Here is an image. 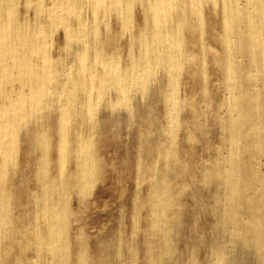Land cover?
Wrapping results in <instances>:
<instances>
[{
  "label": "rangeland",
  "instance_id": "1",
  "mask_svg": "<svg viewBox=\"0 0 264 264\" xmlns=\"http://www.w3.org/2000/svg\"><path fill=\"white\" fill-rule=\"evenodd\" d=\"M13 1L26 44L0 56V106L28 114L0 154V264H264V0L169 11L180 57L151 49L149 0ZM59 3L85 28L52 24Z\"/></svg>",
  "mask_w": 264,
  "mask_h": 264
},
{
  "label": "bare ground",
  "instance_id": "2",
  "mask_svg": "<svg viewBox=\"0 0 264 264\" xmlns=\"http://www.w3.org/2000/svg\"><path fill=\"white\" fill-rule=\"evenodd\" d=\"M10 2H9V4H7V6L4 8V9H2V7H1V5H0V56L1 55H5L6 53H8V55H10L9 54V52L11 53V54H13V53H15V51L19 48V46L20 45H23V43L24 44H26V38H24V36H23V38L22 39H20V40H18L17 41V39H16V37H15V39L16 40H12V35H13V33H15L16 35H18L17 34V32H19V30H22V26H20V25H17V27L16 28H14L15 27V23H13L14 21H16V19H15V1H13V0H9ZM95 6L94 7H100V6H107L108 7V9L109 10H117L119 13H123L124 12V10H125V8L123 7V5H124V0H90ZM107 1H109V2H107ZM128 0H126V4H128V2H127ZM210 1H212V0H210ZM63 2V1H62ZM61 2V3H62ZM212 2H214V1H212ZM41 2H39V4H40ZM58 3V2H57ZM82 3V2H81ZM88 3V2H87ZM108 3H109V5H108ZM179 4H180V2H179V0H149V9L152 11V15L154 16V18H153V25H154V34H152V42L150 43V47H151V49H153V48H155L156 47V49H159V48H163V49H169V50H173V51H176L175 52V54L177 55V56H179L180 57V52H179V50H177V45H176V43H174V39L173 38H171V37H165L164 36V33H162V25L164 24V23H166V21H167V13L169 12V11H172V10H175V9H177V8H181V10L183 11V10H185L186 9V7H188L190 10H194V9H196V8H198V5H199V1L198 0H189L188 1V3H187V5H185V7L184 6H180L179 7ZM78 4H73V3H71V4H69L68 6H65V5H63V4H55L54 6H53V8L48 12L49 13V16H50V19H52V24H54V23H62V24H66V16L69 14V13H73V14H76V18H78V27L80 28V29H84L85 27V25H84V23H83V21H82V18L80 17L81 16V13H80V8L78 9ZM126 6H128V5H126ZM40 7V6H39ZM38 7V8H39ZM45 9L46 8H41V9H39V12H42V11H45ZM83 9V8H82ZM81 9V10H82ZM127 11H128V8H127ZM132 11V10H131ZM99 12H101V11H99ZM131 13V12H130ZM41 14H43V13H41ZM98 14V13H97ZM111 15V14H110ZM107 17V16H106ZM125 19H126V17H125ZM100 21V20H99ZM97 22H98V20H97ZM123 22H125V21H123ZM133 22V21H132ZM17 23V22H16ZM95 23V22H94ZM19 24V23H18ZM56 25V24H55ZM107 25V24H106ZM60 26V25H59ZM64 26V25H63ZM166 26V25H165ZM37 28V27H36ZM70 29V28H69ZM24 30H28L29 31V27H27L26 29H24ZM36 30V29H35ZM34 30V31H35ZM68 30V29H67ZM79 31V30H78ZM29 32H33V31H29ZM70 32L71 31H69L68 32V34H67V39H70V40H73V35H71L70 34ZM81 32H83L84 33V31L83 30H81ZM101 32V31H100ZM82 33V34H83ZM145 33V32H144ZM43 34H45L46 35V31H45V28L44 27H40V28H37V30H36V33H35V35H37V36H35V37H37V38H33V40H36V41H33L34 43H36V45H37V43L38 42H40L41 40H45V36L44 37H42L43 36ZM79 34H80V32H79ZM26 35V34H25ZM28 35H32V33H30V34H28ZM78 35V34H77ZM15 36V35H14ZM27 36V35H26ZM83 36H84V34H83ZM146 36V35H145ZM12 37V38H11ZM75 37H76V35H75ZM74 37V38H75ZM18 38H19V36H18ZM21 38V37H20ZM72 38V39H71ZM29 39V38H28ZM147 39H148V37H147ZM85 40V39H84ZM31 41V40H30ZM46 41V40H45ZM145 41V40H144ZM87 42V41H86ZM82 43V42H81ZM31 43L29 42V45H30ZM149 44V43H148ZM167 45V46H169V47H164L163 45ZM47 44H46V42L45 43H43L42 42V44H38V48H40L41 50H45V48L46 47H44V46H46ZM146 45V44H145ZM24 46V45H23ZM21 47V48H24V47ZM88 46V45H87ZM31 47H33V46H31L30 45V48ZM35 47V46H34ZM34 47L32 48V49H34ZM144 47V46H143ZM146 47H148V46H146ZM146 47H145V49H146ZM29 48V49H30ZM99 49V48H98ZM23 51V50H22ZM38 51H39V49H38ZM146 51V50H145ZM145 51H144V53H145ZM147 51H148V49H147ZM35 52V51H34ZM41 52V51H40ZM40 52H38V53H40ZM46 52V51H45ZM23 53V52H22ZM28 53H30V52H28ZM35 53H37V51L35 52ZM42 53V52H41ZM40 53V54H41ZM31 54V53H30ZM147 54V53H146ZM145 54V55H146ZM18 55V54H17ZM17 55H13V60L12 61H14V65H15V62L16 63H18L19 65L18 66H20V67H22V64L24 63H22V61L19 59V57H17ZM32 55H34V53L32 54ZM105 55V54H104ZM7 56V54L5 55V57ZM19 56V55H18ZM21 56H23L24 57V55H21ZM26 56V55H25ZM30 56V55H29ZM81 56H83L84 57V55H81ZM183 56H185V55H183ZM3 57V56H2ZM5 57H3L2 59H4L5 60ZM9 57V59L11 58L10 56H8ZM41 58H42V61H44V62H47L49 59L47 58V56H46V54L45 53H43L42 54V56H41ZM108 58V57H107ZM146 58V57H145ZM25 59V58H24ZM23 59V60H24ZM95 59H97V60H99L98 59V56L95 58ZM147 59L149 60V58L147 57ZM147 59H146V61H147ZM28 60H29V58H28ZM84 60V59H83ZM6 61V60H5ZM10 61V60H9ZM32 61V60H31ZM102 61L104 62V68H110V67H112V66H116V63L114 62V61H112L111 60V58H110V60L109 59H103L102 58ZM116 61V60H115ZM8 62V61H7ZM101 63V62H100ZM148 63V62H147ZM168 63H171L170 61L168 62ZM33 64V63H32ZM31 64V65H32ZM82 64V63H81ZM85 64V63H84ZM83 64V65H84ZM0 65L2 66L3 64H1L0 63ZM4 66H6V65H4ZM17 66V65H16ZM23 66H26L25 64H23ZM27 66H28V64H27ZM102 66V65H101ZM19 67V68H20ZM85 67V66H84ZM2 70H1V73H0V75H2V76H7L8 78H9V72L7 71V69H8V67H0ZM28 68H30L29 66H28ZM142 68H144V67H142ZM146 68V67H145ZM145 68L143 69L144 70V72H145ZM170 68H171V70H175V69H177L176 67H173V66H171V64H170ZM21 69V68H20ZM24 69V68H23ZM25 70V69H24ZM83 70V69H82ZM89 70V69H88ZM120 70V68H118V66H117V68L113 71V73L112 74H110V80H112L113 81V83L115 84V85H117V87L118 86H120L119 88H122L121 89V93H123V91H124V89H125V86H124V83H125V81H123L122 80V77H121V70ZM141 70V69H140ZM143 70L141 71L142 73H143ZM146 70H147V68H146ZM84 71V70H83ZM139 71V70H138ZM132 72H135V71H132ZM140 71L138 72V78H139V76H141L142 75V73H141ZM67 73V72H66ZM90 73V72H89ZM146 73V72H145ZM144 73V74H145ZM170 73V72H169ZM91 74H93V73H91ZM12 75V74H11ZM131 75L133 76V74L131 73ZM93 76V75H92ZM131 76V77H132ZM94 77V76H93ZM130 77V76H129ZM134 77V76H133ZM54 78V77H53ZM69 78V77H68ZM95 78V77H94ZM137 78V79H138ZM64 79V78H63ZM124 79V78H123ZM4 80V79H3ZM5 80H6V78H5ZM68 80V79H67ZM1 81V80H0ZM127 81V80H126ZM5 82V81H4ZM55 82V81H54ZM144 82V81H143ZM93 83V82H92ZM43 84V83H42ZM133 84H134V82H133ZM142 84V83H141ZM46 85V84H45ZM113 85V84H112ZM47 86V85H46ZM22 87V86H21ZM85 87V86H84ZM129 87V86H128ZM145 87V86H144ZM66 88V87H65ZM105 88V87H104ZM103 88V89H104ZM44 89V85H42V86H39V87H36V88H34V90H36V91H41V90H43ZM100 89V88H99ZM105 90V89H104ZM141 91V90H140ZM46 92V91H45ZM142 92V91H141ZM100 93V92H99ZM101 93H102V91H101ZM8 101V100H7ZM24 96L23 95H21L20 94V96L19 97H17V98H14V100L12 99L10 102H9V104H10V106H8L9 104L7 103H5V105L3 104V106H0V154H2L4 157V160L5 159H7L8 160V158H10L11 156H12V154H11V152H10V150H9V148L7 147V142H8V136L11 134V133H13V128H14V120L15 119H18V120H22L23 119V117H25L27 114H28V110L25 108V103H24ZM11 118H13V119H11Z\"/></svg>",
  "mask_w": 264,
  "mask_h": 264
}]
</instances>
